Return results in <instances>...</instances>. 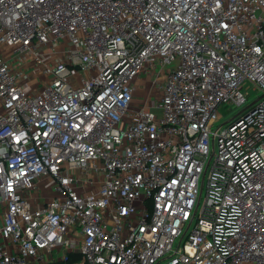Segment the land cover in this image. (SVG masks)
Wrapping results in <instances>:
<instances>
[{"label": "built area", "instance_id": "1", "mask_svg": "<svg viewBox=\"0 0 264 264\" xmlns=\"http://www.w3.org/2000/svg\"><path fill=\"white\" fill-rule=\"evenodd\" d=\"M263 94L264 0H0V264H264Z\"/></svg>", "mask_w": 264, "mask_h": 264}, {"label": "rangeland", "instance_id": "2", "mask_svg": "<svg viewBox=\"0 0 264 264\" xmlns=\"http://www.w3.org/2000/svg\"><path fill=\"white\" fill-rule=\"evenodd\" d=\"M170 66H176V62H174L173 64H171ZM244 89L248 90V98H247V102L240 106V107H235V106H222L220 111L224 114L222 116V118L216 122L215 126H214V129L217 128V126L225 123L230 117H232L234 114H236L237 112H239L240 110H242L244 107H246L250 102H252L254 99H256V97L258 95H260L262 93V91L260 89H257L255 88L252 84L250 83H245L244 84ZM157 92H155L156 94ZM145 97V93L144 92H141V89L140 91H138L136 93V98L137 99H140V98H144ZM141 100V99H140ZM232 108L233 110L228 113L229 109ZM206 197V183H205V188L202 192V198H201V203H203L204 199Z\"/></svg>", "mask_w": 264, "mask_h": 264}, {"label": "trees", "instance_id": "3", "mask_svg": "<svg viewBox=\"0 0 264 264\" xmlns=\"http://www.w3.org/2000/svg\"><path fill=\"white\" fill-rule=\"evenodd\" d=\"M75 259L76 260H80L81 259V255H76Z\"/></svg>", "mask_w": 264, "mask_h": 264}, {"label": "crops", "instance_id": "4", "mask_svg": "<svg viewBox=\"0 0 264 264\" xmlns=\"http://www.w3.org/2000/svg\"><path fill=\"white\" fill-rule=\"evenodd\" d=\"M140 99H141V98H140ZM140 99H137V98H136V103H139Z\"/></svg>", "mask_w": 264, "mask_h": 264}, {"label": "water", "instance_id": "5", "mask_svg": "<svg viewBox=\"0 0 264 264\" xmlns=\"http://www.w3.org/2000/svg\"><path fill=\"white\" fill-rule=\"evenodd\" d=\"M263 96H264V94H263V95H261V96H260V98H261V97H263ZM255 101H256V100H255ZM255 101H254V102H255ZM254 102H253V103H254Z\"/></svg>", "mask_w": 264, "mask_h": 264}]
</instances>
